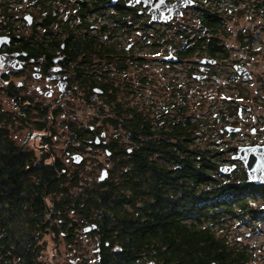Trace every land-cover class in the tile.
I'll return each mask as SVG.
<instances>
[{"label": "trees", "instance_id": "1", "mask_svg": "<svg viewBox=\"0 0 264 264\" xmlns=\"http://www.w3.org/2000/svg\"><path fill=\"white\" fill-rule=\"evenodd\" d=\"M207 1L199 0L200 31L212 34L208 53L221 60L228 55L218 37L225 34L224 22L242 16L235 8L240 2L262 16L264 0H228L230 6L221 10L217 5L224 0ZM179 32L185 38L181 55L193 54L191 31L183 25ZM236 39L239 49L250 52L252 31ZM228 103L233 104L231 98ZM186 109L182 104L180 119L161 132L150 119L133 127L150 136L133 141L131 152L104 181L88 185L79 183L76 173L68 178L59 160L52 162L48 153L36 150L31 139L16 142L11 137L15 119L0 108V264H44L42 252L50 244L56 247L60 233L70 243L71 231L90 225L96 226L89 233L97 236L95 247L100 248L97 264H253L256 258L248 248L221 231L234 219L252 229L251 220L264 216V184H253L243 168L236 179L221 174L219 164L225 160L218 141L199 138L206 132L205 121L185 116ZM232 113L220 109L213 121L229 123ZM23 119L19 128L26 126ZM71 137L82 139L79 133ZM258 198L259 208L253 202ZM115 246L117 252L111 251Z\"/></svg>", "mask_w": 264, "mask_h": 264}, {"label": "flooded vegetation", "instance_id": "2", "mask_svg": "<svg viewBox=\"0 0 264 264\" xmlns=\"http://www.w3.org/2000/svg\"><path fill=\"white\" fill-rule=\"evenodd\" d=\"M175 1L0 0V108L10 112L18 122L19 118H27L24 123L37 128L34 135L27 134L21 141L38 139L33 147L48 153L53 162L59 157L52 139L57 136V126H63L68 139L74 141L71 137L74 133L81 134L82 139L75 140V150L70 145L60 150L64 159V164L58 159L63 166L61 170L79 176L89 159L82 155L85 152L100 160L96 163L99 175L103 169L109 175L114 164L131 152L133 141L150 136L147 130L133 127L143 126L150 119L161 132L166 124L180 119L182 104L188 108L184 115H193L188 112L194 107L191 96L197 93L206 107L207 100L212 98V83L220 84L218 93L229 81L220 83L215 70L220 60L208 53L212 51L211 33H205L207 29L204 33L200 31L199 0H193L192 6L181 7V14L166 22L152 20L151 7L160 11ZM242 4L244 15L250 6ZM250 8L256 14L257 10ZM186 16L193 17L185 26L191 31L190 43L194 46L191 55H181L179 30L186 25L181 22ZM249 31L243 29L239 33ZM238 80L241 77L237 76L234 82ZM145 89L156 94L150 105L159 103L161 108L157 112L146 110L149 104ZM262 96L253 110L244 106L246 111L242 109L235 115L238 120L229 126L240 127V132L223 126L220 133L251 135L250 145L264 146ZM75 101L83 103L80 112L73 108ZM4 105L8 106L6 110ZM248 118L256 128L252 126L246 132L243 127ZM233 147H226L230 149V158ZM73 154L82 155V160L74 162ZM71 168L75 171H70ZM79 232L70 234L73 237L70 244L75 247L80 244ZM99 250L95 249L97 257L92 264H97ZM117 250L116 246L111 248L113 252ZM67 260L69 264L87 262L83 257Z\"/></svg>", "mask_w": 264, "mask_h": 264}, {"label": "rangeland", "instance_id": "3", "mask_svg": "<svg viewBox=\"0 0 264 264\" xmlns=\"http://www.w3.org/2000/svg\"><path fill=\"white\" fill-rule=\"evenodd\" d=\"M206 3L208 1L206 0ZM230 6V1L224 0L220 1L217 5V8L219 10L224 9L226 7ZM243 4L242 2L238 4L235 8L241 10ZM262 7V16L259 14H254L253 10L249 7V10L246 9V14L242 16H234L232 17V20L229 19V21H225L223 28L225 34L221 33L218 37L221 40L223 46L228 52L227 57L224 59L222 58L219 62V65H217V68L215 70L217 71L216 74L220 79V83H224L227 80L229 81V77H233L234 75V68L233 66L235 64H240V62H247L246 68L250 70V73L252 75L251 81L246 80H238V82H231L225 85L224 88H221L218 93H216L217 88L220 87V84L212 83V98L207 100L206 107L204 106L203 100L200 98V94L192 95L191 96V103L194 104V107L191 108L192 111H189L188 113H192L193 117H195L197 120H200L202 122L205 121L204 126L205 127V134H199V138L206 137L208 141L210 140H217L218 145L217 149L222 151V157L225 160L221 161L219 165L228 163V164H237L239 165L236 167V172L230 173V178L236 179L241 176H243V166L238 164L237 162H231L229 153L230 149H225V143L228 142L229 144L226 146H235L239 143V140L241 138V134L236 136L235 138H231L226 134H221L220 129L223 130V126H225L226 123H216L213 121V118L217 116L220 109L224 111L233 110L234 114L240 113L243 109V111H246V108L244 106H248L253 110V106L255 102H258L259 100L263 99L264 94V48H258L260 51H254V48L258 46V42H253V47L250 48L249 51H243L238 48L237 46V35L240 30L246 29L253 31V28L258 30V28L264 27V6ZM193 14V12L191 11ZM188 15V14H187ZM193 17L186 16L185 19H183L181 22L182 24H186L189 22L190 19ZM184 22V23H183ZM180 24V23H179ZM151 31V30H150ZM163 31L167 32V29H164ZM240 34V33H239ZM260 37L262 38L263 45L264 46V33H260ZM212 35V34H211ZM210 35V36H211ZM181 42L185 41V38H180ZM240 61V62H239ZM220 66V67H218ZM237 88V89H236ZM203 89V88H202ZM211 90V91H212ZM144 92L147 93V102L149 106L146 107V110L149 109L153 112H157L161 108L159 103L150 105V102H154L153 100L156 99V94H153L150 89H145ZM208 92V91H207ZM153 94V95H152ZM211 94V93H210ZM236 94L238 96H236ZM234 96L235 100H233V104L227 102V98L230 96ZM72 102V101H71ZM83 105L80 101H75L73 103V108L75 110L81 109V106ZM188 106V102L186 103ZM233 105V106H232ZM4 110L7 109V105L2 106ZM8 112V111H6ZM80 112V111H78ZM10 113V112H9ZM11 114V113H10ZM12 115V114H11ZM208 121H207V120ZM251 118L247 119V124L243 127V131L250 130V127H255L253 125ZM20 123L15 120L14 126L11 127V137L15 139L16 142H21L25 138V136L28 134L29 131H32L31 135H34L35 131L33 130V126H23L22 128H19ZM256 128V127H255ZM57 136L56 138L52 139L53 147L55 150V153L59 157L58 159L64 164V159L60 156L61 149L65 147H72L71 150L75 146H77L76 141H72L69 138L68 132L63 128V126L58 125L57 126ZM204 135V136H203ZM247 139L252 140V136H246ZM33 142V145L38 142V139H31ZM127 146V145H126ZM128 146H130L128 144ZM79 148V147H77ZM62 154V153H61ZM82 155L87 158L84 162V165L82 166V169L80 171V178L81 180L79 183H88V185H92L94 183H97L99 179V170H97V162L100 161L98 157L92 159L90 156L83 152ZM103 155V154H98ZM101 159V158H100ZM70 171H75L74 168H71ZM77 188H74L73 191H75ZM255 203L254 206L261 205L262 201L260 198L253 200ZM69 217L75 218L74 214L72 212H69ZM254 225V224H253ZM226 226V227H225ZM224 226V229L221 231V233L228 234L229 240L232 243H235V241L241 246V247H247L248 251L251 252L255 256V260L253 264H264V222L260 223L259 226L255 224L254 228H258L259 232L256 233V230L250 229V227L247 225V223H241L240 220L234 219L233 221L227 222V224ZM252 227V223H251ZM82 229V228H81ZM80 229V232H81ZM249 230V231H248ZM78 233L77 236L80 239V244L78 247H75L74 244H70L65 241L63 237H59L58 241H56V247L54 248V245L50 244L48 246V249H45V251L41 254V260L44 264H69L68 257H72L73 259H76V257L84 259H87V262L85 264L94 263L93 261L96 259V252H95V241L96 237L95 235H91L90 233L83 234ZM250 233L248 237L245 238V233ZM54 251V259H51L49 256ZM145 264V262L143 263Z\"/></svg>", "mask_w": 264, "mask_h": 264}, {"label": "water", "instance_id": "4", "mask_svg": "<svg viewBox=\"0 0 264 264\" xmlns=\"http://www.w3.org/2000/svg\"><path fill=\"white\" fill-rule=\"evenodd\" d=\"M114 1V0H113ZM193 0H186L185 2L175 1L174 4L168 5L166 9L155 11L153 7L150 8L149 13L151 14L152 20L154 21H168L173 16H179L181 7L185 5H193ZM205 61L214 62V59H205ZM234 70L236 73L245 80L251 79L250 72L247 68L242 66H235ZM226 130L237 132L240 130V127H230L226 126ZM235 153L232 156V159L240 162L245 168L246 174L250 181L254 184H263L264 183V146L259 145H246V146H236L234 147ZM73 161L79 163L82 160V155L73 154ZM236 167V164H223L219 166V171L221 174L227 175L230 174ZM108 176L106 169H103L100 173L99 180L102 181ZM95 225L84 226L82 228V233H88L91 230L95 229ZM147 264H154V262H148Z\"/></svg>", "mask_w": 264, "mask_h": 264}, {"label": "built area", "instance_id": "5", "mask_svg": "<svg viewBox=\"0 0 264 264\" xmlns=\"http://www.w3.org/2000/svg\"><path fill=\"white\" fill-rule=\"evenodd\" d=\"M231 119V118H230Z\"/></svg>", "mask_w": 264, "mask_h": 264}]
</instances>
